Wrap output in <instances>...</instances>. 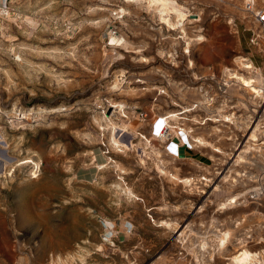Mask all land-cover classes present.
Returning <instances> with one entry per match:
<instances>
[{"label": "rangeland", "instance_id": "374dc122", "mask_svg": "<svg viewBox=\"0 0 264 264\" xmlns=\"http://www.w3.org/2000/svg\"><path fill=\"white\" fill-rule=\"evenodd\" d=\"M172 1L175 31L147 0H0V264H231L243 221L264 252L246 0Z\"/></svg>", "mask_w": 264, "mask_h": 264}, {"label": "bare ground", "instance_id": "6f19581e", "mask_svg": "<svg viewBox=\"0 0 264 264\" xmlns=\"http://www.w3.org/2000/svg\"><path fill=\"white\" fill-rule=\"evenodd\" d=\"M147 1L152 6L157 7L156 9L158 10V12L160 14L161 20L164 21L165 23H167L170 27L174 28L173 31H175L177 26H179L178 25L179 22H181V21L184 22V20H186L185 18L187 16V14L184 12L183 9H181L172 0H147ZM169 8H172L173 11L175 12V14L178 16L177 23H176V21L172 22L171 19L167 18L166 10H168ZM243 61H244L242 64L243 69L248 71L249 73L257 71V70L260 71L258 68H256L253 65V63L248 58H245V60H243ZM230 76H231V79H234L236 81V83L240 84L243 88H245V90L249 91L248 93L255 95L257 98L259 97L261 99H264V94H262V93H264V82L261 81L259 78L252 77V76L246 77L243 74H233V73L232 74L230 73ZM263 80H264V78H263ZM119 107L122 110L124 108V106H121V105ZM162 127H163V125L162 126L160 125L158 128L162 129ZM167 129H168V126H167ZM258 131H259V126L257 125L255 130H254L253 138H256V133ZM160 132H161L160 138L163 140H167V138L169 136L167 134V132L165 131V133H164V130L160 131ZM113 143L116 147H121L122 149H129L130 148V145L128 143H124L123 141L118 139L115 132L113 134ZM30 162H32V161L29 160L28 163H30ZM7 167H8V165H7ZM103 168L104 167H101V169H103ZM11 172H12V170H10L8 174H10ZM186 182L189 184L192 183L191 180H187ZM254 192L257 194V196L263 195V198H264V188L255 190ZM233 202H234V200H233ZM223 206H225V205L223 204ZM261 217L258 220L255 219L257 222L252 221L251 223H253V224L257 223L259 226L264 225V218L262 219ZM245 219L247 220V218H245ZM248 222L243 221L240 223V225L238 227V234H239V235L237 234L238 236L234 234L236 231L233 232V231L227 229L225 231V233H223L222 236L220 237V240H219L220 244H221L220 247L222 249L226 250L227 252H229V256H230L229 260H230L231 264H264V252L261 254L251 252L248 249L249 246L247 245V242H245V240H244V238L246 236V229L250 226V223H248ZM258 229L260 232V236H259L260 242H258V245H261L264 247L263 230L261 228H258ZM237 245H240L242 247L241 252H239V251L236 252L237 248H238ZM258 251H260V250H258Z\"/></svg>", "mask_w": 264, "mask_h": 264}, {"label": "built area", "instance_id": "2783aa9c", "mask_svg": "<svg viewBox=\"0 0 264 264\" xmlns=\"http://www.w3.org/2000/svg\"><path fill=\"white\" fill-rule=\"evenodd\" d=\"M244 11L251 17L254 26L249 41L250 45L264 59V9L258 8L255 0H246ZM250 61L255 66L254 62L252 60Z\"/></svg>", "mask_w": 264, "mask_h": 264}, {"label": "water", "instance_id": "95a60500", "mask_svg": "<svg viewBox=\"0 0 264 264\" xmlns=\"http://www.w3.org/2000/svg\"><path fill=\"white\" fill-rule=\"evenodd\" d=\"M0 145L4 146L2 142H0ZM14 162L15 159L9 157L5 149L0 148V176L6 173L7 165H11Z\"/></svg>", "mask_w": 264, "mask_h": 264}]
</instances>
